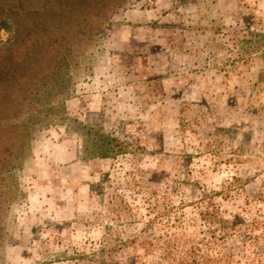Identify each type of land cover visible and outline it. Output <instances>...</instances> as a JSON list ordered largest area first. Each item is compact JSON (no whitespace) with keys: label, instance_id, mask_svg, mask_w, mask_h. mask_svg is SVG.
<instances>
[{"label":"rangeland","instance_id":"374dc122","mask_svg":"<svg viewBox=\"0 0 264 264\" xmlns=\"http://www.w3.org/2000/svg\"><path fill=\"white\" fill-rule=\"evenodd\" d=\"M76 60L65 115L0 181V264H76L170 218L190 244L207 206L264 240V0H131Z\"/></svg>","mask_w":264,"mask_h":264},{"label":"trees","instance_id":"16d2710c","mask_svg":"<svg viewBox=\"0 0 264 264\" xmlns=\"http://www.w3.org/2000/svg\"><path fill=\"white\" fill-rule=\"evenodd\" d=\"M130 1L0 0L1 182L31 154L35 129L65 115L54 111L56 92L69 82L83 44L97 40L111 25L113 12ZM102 146L116 149L120 144L110 138ZM3 187L0 183V193ZM199 214L203 236L191 238L190 244L182 238L176 242L188 227L170 218L162 236L149 242L136 236L115 247L107 242L88 256L79 255L76 264H144L139 252L144 243L157 257L155 264H264V240L253 235L258 221L239 214L228 220L209 206Z\"/></svg>","mask_w":264,"mask_h":264}]
</instances>
